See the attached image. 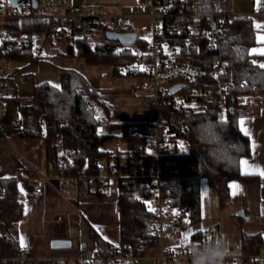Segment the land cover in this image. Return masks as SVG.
Here are the masks:
<instances>
[{
  "label": "trees",
  "instance_id": "trees-1",
  "mask_svg": "<svg viewBox=\"0 0 264 264\" xmlns=\"http://www.w3.org/2000/svg\"><path fill=\"white\" fill-rule=\"evenodd\" d=\"M162 3L167 0H160ZM200 3L201 0H188ZM223 11L229 12L227 3L220 0ZM45 24L31 23L24 26L28 31H42ZM102 25V30L106 29ZM123 31H128L125 27ZM102 40L92 44L90 40L79 39L74 44H67L64 54L81 57L91 65H111L112 75L120 76V69L131 64L136 58L131 48L121 47L117 41ZM178 49L170 56L171 60H183L198 64L205 73V82L216 84L211 77V68L222 64L227 75L224 82H231L239 93L264 92V68L253 64L250 48L255 44L254 29L250 19L234 15L227 18L223 25V33L214 49H208L201 37L193 46L183 43V36H164ZM137 45L146 48V41L139 39ZM13 63L24 62L26 66L40 61L39 56H32L28 51L10 52ZM19 69L14 67L13 72ZM59 88H54L48 82H40L32 86L31 95L26 99L18 97L17 106L20 111L22 129L13 132L14 137L27 144L44 147L45 161L50 164L55 155L56 147L61 146L70 153V162L62 168L47 166V171L53 176L78 177L81 171L84 176L97 174L98 163L120 158L122 154H114L102 149L108 137L98 134V109L106 104L90 82L73 69H59ZM245 84V86H242ZM249 105V104H247ZM234 105L227 110L225 120L221 123L219 110L215 107L212 112L191 109L186 113L183 109L172 110L168 113L166 123L177 136L188 144V153L183 156L171 157L173 165L164 164V177L171 190L173 204L180 214L188 216L191 223L201 220V181L205 180L218 199L219 207L225 208L230 203L228 182L241 180L252 182L256 177L245 175L240 170V159L251 154L250 141L239 128V118L243 106ZM216 121L225 125L220 131L225 139L239 142L240 151L234 162L217 166L213 161L214 153L210 152L205 143V135L198 134V126L205 121ZM127 149H133L137 144H144L142 124H123L121 136ZM146 165L151 160L144 159ZM145 180L124 178L118 180L119 195L117 212L119 215V242L110 245L104 241L92 228L90 238L95 241L100 264H125L110 261L115 254L131 253L135 258L144 256L154 245L149 240V225L155 220L144 199L148 194L145 190ZM108 183H106L105 187ZM4 189L0 192V259H12L21 252L11 229L23 216L24 202L18 198L19 186L14 178L0 180ZM103 189L97 181L95 194L99 199ZM6 232L7 235L2 234ZM196 239L195 236H193ZM261 234L242 236L243 249L249 253L260 250ZM39 264H52L42 261ZM85 264H98L95 260Z\"/></svg>",
  "mask_w": 264,
  "mask_h": 264
},
{
  "label": "built area",
  "instance_id": "built-area-1",
  "mask_svg": "<svg viewBox=\"0 0 264 264\" xmlns=\"http://www.w3.org/2000/svg\"><path fill=\"white\" fill-rule=\"evenodd\" d=\"M0 0V119L3 117V103L17 91V82L13 79V61L10 52H24L32 56L42 54L48 45L54 42L74 44L79 39L90 40L96 36L105 35L106 30L123 31L126 21L123 16H112L99 7H78L70 0ZM151 4L150 27L143 26L137 30V41L131 48L135 60L120 69L123 77L139 79V88L145 93L147 103L159 113L146 119L142 124L144 144H137L133 149H127L118 159L98 163L97 174L84 176V171L78 177L57 176L60 185L65 189H79L87 193H95L97 181L104 191L110 179L134 178L145 180V190L148 194L144 199L148 209L155 217L149 225V240L158 247L152 256L153 264H191L187 255V247L192 242L202 241L205 237L220 235L211 225L200 232L198 239H188L179 245L166 247L164 241L173 232L181 229L180 211L173 204L170 188L164 177V164H174L171 157L183 156L188 153V144L171 130L166 123V116L161 111L169 113L172 110L183 109L188 113L191 109L212 112L216 107L219 116L225 118L227 110L234 105H258L264 102L263 93H239L231 82H224L226 68L214 65L210 75L216 84L205 82L204 70L195 63L183 60H171L170 56L177 51L178 45L172 44L164 36H183L185 45L193 46L199 38L205 40L208 49H214L223 33V25L227 18L234 14L222 9L220 0H212L211 6L216 10L211 15H201L197 10L200 3L188 0H143ZM45 24L42 31H28L24 26L31 23ZM106 29L102 30V25ZM149 32L150 39L142 34ZM139 39L146 41V48L137 45ZM123 47V46H121ZM144 69V70H141ZM180 84L174 92L170 87ZM245 86V84H243ZM195 107H192V106ZM168 116V115H167ZM4 131L13 133L22 129L19 120H13L10 125L2 127ZM183 145V148H181ZM70 153L61 146L56 147V155L48 164L49 168H62L70 162ZM144 159L151 160L146 165ZM0 186V192L3 191ZM44 194V178H37L25 192L19 191L21 201L38 203ZM166 210V211H165ZM179 213L174 215L173 213ZM2 234L6 232L1 231ZM233 243V256L237 264H264V233L261 236L260 250L249 253L242 249L239 242ZM152 246V247H153ZM97 250L82 249L81 255L67 264H85L96 261L100 264ZM137 258L131 253L115 254L110 261L115 263L134 264ZM231 262V258H230ZM0 264H36L25 251L12 259L2 258Z\"/></svg>",
  "mask_w": 264,
  "mask_h": 264
},
{
  "label": "crops",
  "instance_id": "crops-1",
  "mask_svg": "<svg viewBox=\"0 0 264 264\" xmlns=\"http://www.w3.org/2000/svg\"><path fill=\"white\" fill-rule=\"evenodd\" d=\"M224 1L234 15L250 19L255 38V44L249 51L251 59L252 62L256 61L255 65L257 66L264 64V55L251 52L252 49L264 48V41H259V37H264V0ZM70 2L78 7H99L108 15L123 16L128 31H137L143 26L150 27L151 25L152 7L148 1L70 0ZM65 49L56 51V54L48 58H46L44 50L42 59L38 63L13 72V79L17 82L16 93H18L22 79L29 81V84L31 82L32 85L48 82L51 85L60 86L59 69L67 68L79 72L96 89L106 104L105 108L100 107L97 111V118L100 121L97 132L108 137L102 149L112 155L124 153L127 151V147L121 140L123 124H129L132 127L134 124H143L146 119L159 111L148 105L145 93L139 88L138 78L113 76L111 65L88 64L84 58L65 55ZM44 61H50V65H41L40 63ZM16 93L3 103L4 118H21ZM30 95L31 93L28 96ZM23 96L21 97L23 99L28 97L27 94ZM161 112L167 117V111ZM241 119L245 121V127L251 134L248 136L251 154L242 157L240 161L247 160L250 165L264 169V102L258 105L243 106L239 122ZM118 141L123 144L120 145ZM108 144L110 147L107 146ZM240 170L243 173L241 165ZM245 175L256 178L252 182L230 180L228 182L230 203L225 207L231 217H236L240 221L247 220L236 215L239 209H244L246 214L251 216V220L264 217L262 214L264 213V176ZM39 177L44 178L42 198L38 203L23 201V216L11 229V234L19 246L21 236L25 238L27 246L24 248L20 246L21 250L25 251L36 264L42 261L52 264H67L77 259L84 248L95 251L96 243L89 235L91 228L108 244L118 245L117 200L119 188L117 179L108 181L101 199L93 193L83 192L79 189H65L60 185L57 176L48 173L43 145L27 144V142L15 138L14 134L4 131L0 126V180L14 178L17 180L19 191L25 192ZM230 185L239 186L235 195H233L234 189ZM200 222H202V208L201 221L198 224ZM211 225H218L221 234H226L221 228L222 223L219 220H212L201 223V227L188 239H194L193 236L198 239L200 232ZM248 227L252 229L251 225ZM248 227H245L244 230L241 229L239 236L241 244L243 234L252 236L260 233L262 236L264 233V230L262 232L252 231ZM54 240H67L71 245L69 248H53L51 243ZM170 246L166 245V247ZM156 248L158 247L153 246L149 249L151 260Z\"/></svg>",
  "mask_w": 264,
  "mask_h": 264
},
{
  "label": "rangeland",
  "instance_id": "rangeland-1",
  "mask_svg": "<svg viewBox=\"0 0 264 264\" xmlns=\"http://www.w3.org/2000/svg\"><path fill=\"white\" fill-rule=\"evenodd\" d=\"M144 38H147L148 40L151 37V34L149 32H145L142 34ZM102 39L100 36H96L92 39H90L92 44L100 42ZM66 48V44L63 42H54L51 45H48L45 48V53L47 55L46 58L53 56V54H56V51L62 50ZM41 65H50V61H44L40 63ZM39 65V64H38ZM31 66V65H29ZM12 67L20 68V70H23L24 67L27 68L24 62H16L12 64ZM121 76V75H120ZM21 82V81H20ZM29 81L22 79V82L19 85L18 97H24L23 95L27 94V96L32 91V83H28ZM13 120H19L21 122L20 117H9L4 118V115L2 119H0V126L3 127L5 125H10ZM121 144H123L121 141H118ZM107 146L110 147V144ZM108 147V148H109ZM121 147V146H120ZM113 149V148H110ZM201 208H202V222L200 224L197 223H191L188 216L185 214L180 215V224L181 229L173 232L171 237L166 239L164 241V245L166 246H175L182 241H185L184 234L187 232H190L192 234L197 231L201 227V223H207L208 221L212 220H219L222 223V230L224 233L227 234L228 238L233 242H237L239 244V236L241 233V229L244 230L245 227H248L249 225L252 226V229L248 227L252 231H263L264 230V217L255 218L251 221H240L236 217H231L229 215V212L226 208H220L218 199L215 196L214 192L210 189V187L207 185L206 181H201ZM201 221V220H200ZM155 247V246H154ZM157 252V248H156ZM155 252V253H156ZM154 253V254H155ZM149 250L146 252L144 256H140L136 259V262L134 264H153V261L149 258Z\"/></svg>",
  "mask_w": 264,
  "mask_h": 264
},
{
  "label": "clouds",
  "instance_id": "clouds-1",
  "mask_svg": "<svg viewBox=\"0 0 264 264\" xmlns=\"http://www.w3.org/2000/svg\"><path fill=\"white\" fill-rule=\"evenodd\" d=\"M212 0H201L198 11L201 15H211L216 9L211 6ZM225 125L216 121H205L198 126V134L203 133L206 137L213 161L217 166L228 165L237 159L240 151L239 142L225 139L220 131ZM233 243L226 234L215 237H205L202 241L192 242L187 247V255L191 264H237L233 256ZM231 258V262H230Z\"/></svg>",
  "mask_w": 264,
  "mask_h": 264
},
{
  "label": "water",
  "instance_id": "water-1",
  "mask_svg": "<svg viewBox=\"0 0 264 264\" xmlns=\"http://www.w3.org/2000/svg\"><path fill=\"white\" fill-rule=\"evenodd\" d=\"M18 1L12 0V4H17ZM105 38L107 40L111 41H117L121 46L126 48H132L136 41H137V32L136 31H112V30H106L105 31ZM180 84H176L170 87V91L174 92L178 87H180ZM124 155H122L123 157ZM237 216L242 217L243 219L250 221L251 216L247 215L244 209H239L236 212ZM215 230L219 231V226H214ZM71 243L67 240H54L51 243V246L53 248H69Z\"/></svg>",
  "mask_w": 264,
  "mask_h": 264
},
{
  "label": "snow or ice",
  "instance_id": "snow-or-ice-1",
  "mask_svg": "<svg viewBox=\"0 0 264 264\" xmlns=\"http://www.w3.org/2000/svg\"><path fill=\"white\" fill-rule=\"evenodd\" d=\"M257 27H260L259 25H257ZM147 39V38H145ZM259 41H264V37H259ZM251 52L253 54H259V55H264V48H261V49H252ZM256 61H253V64H255ZM260 68H264V64H260L259 65ZM141 70H144V69H141ZM54 88H59V85H52ZM243 86V85H242ZM192 107H195L194 105ZM221 123H226V120L223 118V116L221 117ZM240 123V129L241 131L246 135V136H250V132L248 131V129L245 127V121L243 119H241V121L239 122ZM254 147V145H253ZM181 148H183V145H181ZM240 165L242 166V169H243V174H259L261 176H264V169H260L254 165H250L249 162L247 160H241L240 162ZM230 187L232 189H234L233 191V195L236 194V192L239 190V186L238 185H230ZM149 211H155L154 208H152L151 206H149ZM166 211V210H165ZM174 215H178L179 213H176L174 212L173 213ZM264 214V213H262ZM191 233L190 232H187L184 234V239L185 240H188V238L190 237ZM20 246L22 248L26 247V241H25V238L23 236H21L20 238Z\"/></svg>",
  "mask_w": 264,
  "mask_h": 264
}]
</instances>
